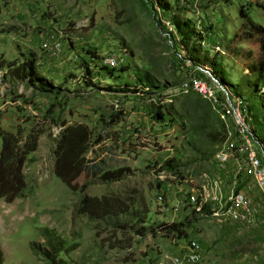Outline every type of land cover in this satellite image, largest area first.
I'll return each instance as SVG.
<instances>
[{"label": "rangeland", "instance_id": "rangeland-1", "mask_svg": "<svg viewBox=\"0 0 264 264\" xmlns=\"http://www.w3.org/2000/svg\"><path fill=\"white\" fill-rule=\"evenodd\" d=\"M243 14L264 28V0H0V132L21 150L36 142L22 195L0 199V264H264V193L222 162L226 128L210 105L180 89L191 73L232 90L264 150L260 45ZM186 20L187 42L173 24ZM111 56L124 63L106 67ZM32 60L51 87L10 75L8 63ZM80 125L90 136L65 185L56 150ZM238 193L245 224L224 214ZM84 196L124 212L89 217Z\"/></svg>", "mask_w": 264, "mask_h": 264}, {"label": "trees", "instance_id": "trees-1", "mask_svg": "<svg viewBox=\"0 0 264 264\" xmlns=\"http://www.w3.org/2000/svg\"><path fill=\"white\" fill-rule=\"evenodd\" d=\"M178 1V0H174ZM249 30L257 36L260 45V56L257 61V74L262 85H264V28L251 22L245 14ZM176 31H181V28H186L187 32L182 34V39L186 42L191 38H196L191 29L189 20L181 25L178 21H173ZM183 50L186 52L189 67H198L202 64L190 56V47ZM13 67V68H12ZM7 69L13 77L30 81L32 84L41 82L43 86L51 87L52 84L48 80L40 77L35 68L34 61H26L20 65H15L11 62L7 64ZM149 87H152L148 83ZM89 132L85 126L69 127L65 130L62 138L57 146L56 160L54 163L55 176L65 185H70L77 177L78 172L74 170L72 156L82 148L89 140ZM1 148H0V199L7 203H11L16 198L22 195L25 189L24 177L22 175V167L25 161V156L32 152L35 148V141L24 144L25 149L19 147V140L15 135L10 133L0 132ZM30 148H27V146ZM94 170H90L85 166V169L90 174V177H95L99 174L96 166H92ZM112 200L113 204L110 202ZM118 203V204H117ZM81 211L92 218H103L108 215L123 213L122 203L117 199L107 198H90L84 196L81 200ZM170 231H178V225L166 226Z\"/></svg>", "mask_w": 264, "mask_h": 264}, {"label": "built area", "instance_id": "built-area-1", "mask_svg": "<svg viewBox=\"0 0 264 264\" xmlns=\"http://www.w3.org/2000/svg\"><path fill=\"white\" fill-rule=\"evenodd\" d=\"M102 63L108 68H116L124 63V60L111 56L102 60ZM180 89L184 93L197 94L210 105L226 128L228 152L222 162L231 163L234 175H241L251 180L255 187L264 193V150L256 148L249 111L244 100L225 86L217 82L207 83L191 73L183 80ZM228 127L233 128V133ZM189 202L196 203V197L190 196ZM249 205L247 198L238 193L229 199V205L224 214L238 223L245 224L253 213ZM195 259V253L191 252L188 260Z\"/></svg>", "mask_w": 264, "mask_h": 264}]
</instances>
